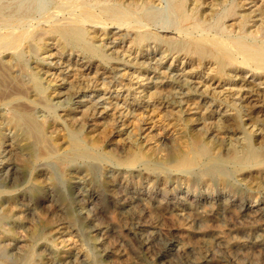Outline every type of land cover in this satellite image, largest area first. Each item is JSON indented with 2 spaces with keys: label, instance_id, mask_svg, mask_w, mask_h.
I'll return each mask as SVG.
<instances>
[{
  "label": "rangeland",
  "instance_id": "rangeland-1",
  "mask_svg": "<svg viewBox=\"0 0 264 264\" xmlns=\"http://www.w3.org/2000/svg\"><path fill=\"white\" fill-rule=\"evenodd\" d=\"M117 1L118 0H112L108 1V3L114 4ZM130 1L133 2V0H126L125 4L127 6H129V4L131 5ZM210 1L211 0H207V3ZM32 2L35 4L36 8V13L34 14L36 20L41 19L43 15L45 16L49 13H52L55 7L59 5L54 0H32ZM134 2L135 3L133 4H135V6H131L132 9L134 8V15L136 16H132L133 14H130L128 17L123 18L130 21V27L128 25H124L121 27V29H117L120 28L118 25H98L96 30L93 28L94 25H89L86 27V29L89 31V36L86 38V41L94 44L99 52H96L95 54L91 53L92 55L88 53V55L90 54L94 58L90 57L91 60L88 59V61L85 62L84 67L80 66L79 68V66H76L74 61L77 57H83L82 52L76 50L72 52L70 49H63L62 46L51 44L52 42H49L46 50L38 54V62H35L34 59V61L32 59L28 61V56L30 54L28 50L25 51V48L21 49L19 53H17V50L0 54V92L3 90L2 94L0 93V120H2L0 121V157L5 155L6 149H10L9 145L11 142L17 140V131L15 127L19 122L24 124V121H26L30 124V126L32 125L31 128L33 127V142L37 140V143L35 142L33 146V157L28 156V158H26V163L24 164L26 181L23 183L21 182V184L15 188L0 187V201H3L2 198L6 196L18 204L24 203L28 205L30 208L34 209L38 214H40V219L39 217L34 218L23 209L22 212H15L11 215H7V212L2 209L3 205L0 202V264H23L22 260L24 257L29 259L28 264H32L36 260V256L38 258L42 247H45L47 250L46 253L42 254H49V256L52 258L69 259L72 261L71 264H169L163 260L161 255L164 246L163 244L158 242H150L148 246L144 245L134 236V232L138 230L137 226L131 222L125 221L123 223L124 220L121 216H119V214L121 211V206L124 202V195L120 193L115 194L114 198L109 197L110 191L113 190L112 188H114L115 183L118 181L124 182L129 187H131L132 190H143L151 200L152 208H154V212L160 221H162L164 228L166 230L168 229L167 232L176 228L175 230L186 240V242L188 241L189 243L199 242L204 236L213 233L221 234L227 240L230 237L239 238L244 232L254 233L262 227V223L249 224L243 221V212L240 211V208L243 204L248 202H264L263 75H259L256 73V71H249L250 69L247 70L245 66L238 65L234 67V69L228 68L226 70L227 75L223 76V78H220V76L215 75L216 70L214 69L216 67L214 66L215 64L213 62L205 60L201 63L196 56L189 57L183 53H179L175 44L166 45L163 43L157 45L155 40H151L142 47L133 46L132 40L135 38L136 31H149L160 41H163V38L164 40H166L165 38H168L172 39L173 41L182 39L181 35L177 33L173 27L175 24H177V18L173 13L171 0H155L148 7L145 5L143 0H134ZM115 4H118V2ZM6 11H9V9H6ZM143 14L150 16V23L145 25L142 29H132L131 26H133L135 21L139 19L137 17L143 16ZM9 16L10 15H8V17ZM30 20L31 19L27 21ZM233 22L234 21H230L228 24ZM141 23L143 24V22ZM103 26L104 29L101 28ZM167 26H172V28L169 29ZM172 40H170L171 43L173 42ZM56 51L58 53H62L63 55L64 60H61L62 63L59 60L60 65H54V63L58 60H55L50 56L51 54L56 53ZM10 52H13L15 55L19 56L24 55L25 58L21 60V62L19 61L20 63L18 61H12L11 56H7ZM173 54L177 55H174V57ZM58 67L62 68L58 70ZM63 67L66 69L62 70ZM15 70L18 72H14ZM46 72L48 73L45 75ZM49 73L50 75L47 76ZM14 74L17 75L15 76ZM173 75H178L179 78L175 80L172 78ZM110 76L113 77L111 78ZM19 79L22 81L20 82ZM61 79L63 82H65V80L70 82L71 85H69L71 87L72 93L79 98H76V100L73 99L71 101H62L56 98L53 92L55 86L57 84H61V82H58V80ZM244 81H250L251 83L250 85H245L246 83ZM154 82L155 85L153 84ZM183 84L185 85L183 86ZM252 84L255 85L253 86ZM65 86V84H62V87ZM13 89L14 91L16 90L15 92L17 93L13 92ZM247 90H250V92L252 91V95L250 92L248 93ZM20 91L21 94H19ZM9 92L11 95L8 94ZM31 92H33V95H30ZM218 93L220 94L218 95ZM255 97L256 99L252 100ZM16 98L19 99L17 100ZM167 98H169V100ZM2 99L5 101V103L2 101ZM37 101H39V104ZM203 102H206V105ZM31 108L32 110H30ZM34 110L36 111L34 112ZM35 114L37 117L34 116ZM18 115L20 116V119ZM14 117L18 120L17 123H15L16 119ZM22 117L24 118V121L22 120ZM9 120L11 121L10 124L12 123L10 126ZM39 128L43 129L39 130ZM50 131H53L52 135L49 134ZM48 143H52L51 146ZM38 145H40L39 148ZM254 147L256 148V151L253 149ZM196 149H204L205 151L195 163L196 165L193 164L195 166H182L179 159L184 155L194 158L196 155H193L192 152H194ZM73 150H75L76 156L74 155L75 153ZM40 151L42 152L39 153L40 155H38V152ZM68 151L70 153H68ZM252 151L254 152L252 153ZM51 154L53 156L52 159L50 158ZM77 154H79V157ZM235 154L237 156H235ZM256 155L260 156L257 158ZM70 156L73 157V159ZM118 156L123 159L120 160ZM66 158H68V160ZM38 162H45L48 164V166L51 167L49 168L50 171L51 169L55 168V170H57L56 172L62 177V179H65L63 183L59 185L60 189L65 195L68 194L67 197H69V201L76 209L88 207L87 209H89L93 214H95L96 208L94 205H90L86 201H81L72 195L70 173L78 168H81L82 166L92 164L93 167H96L95 178L87 176V180L90 187L100 196V202L98 205L102 207V212L101 215L98 214L99 216H96V220L97 222L99 221L98 223H100L102 226L104 225L103 227L108 226L104 232L91 233L87 227L80 230L65 228L62 235H58L57 239L54 238L55 240L50 239L48 244L44 241L38 240L36 242L35 240L31 239V235L37 233L38 228L41 227V218L43 215H45L44 212H46V206L47 204L48 206L50 205L49 203L52 202L50 198L53 199L54 196V194H47L45 189L46 183L44 182L46 179L41 177V174L37 172V165L39 164ZM54 163L55 165H53ZM95 163L98 165H95ZM226 164H228V166ZM63 165L65 166L62 167ZM155 166L157 167L155 168ZM135 167L137 170H133L136 169ZM214 167L223 169L225 171L228 170L227 172L230 177L228 181H224L219 177L211 178L205 174L209 169H217ZM235 168H238V173L236 172ZM180 171L183 173V175L179 173ZM178 173L180 175H176ZM66 177H68V179ZM38 185H41L42 187L40 188V191H42L40 193V197L43 196V198H46L48 196L49 199L43 200V198H37L31 201L27 197H24L23 201V197L20 195L21 192ZM223 193L231 195L232 198L226 202V206L230 207L229 217L227 216L221 219L223 216L221 205H213L212 208H209L206 203L199 201L205 200L207 197L214 199ZM186 199L187 201L189 200L188 202L194 203V205L198 206L199 210L205 214V219L207 220L208 226L205 231H201V228L198 224H187L184 221L178 220L176 217L171 218L168 217V215L166 216L170 210L177 209V207ZM53 200L55 203L57 197ZM210 209L213 211H208ZM22 213L23 215H20ZM3 216H7V219H5ZM17 217H19V219H17ZM112 217L115 218L113 219ZM47 218L48 217H46V219ZM106 221H108V223ZM167 221H169L172 225ZM46 225H48V227L51 225L49 223V218L47 219ZM51 228L48 230L50 231ZM48 230L46 232H48ZM5 231H7V233ZM130 231L133 232L131 233ZM79 233H81V235ZM101 237L105 239H102ZM111 242L114 244L112 245ZM213 243V250L217 252L218 255L223 256L228 261L237 259V255L239 254L238 248L231 246L228 248L229 250H225L221 246H218L215 242ZM17 246H20V248ZM106 247L109 248L108 253L104 252ZM113 250L118 251L119 256L115 255V253L113 254ZM148 251L150 252L147 253ZM10 253H12V255ZM45 255H43V257H46ZM75 258L78 259L76 260ZM172 259L173 264L179 263L178 257H172ZM214 264L222 263L214 261ZM242 264L248 263L246 261Z\"/></svg>",
  "mask_w": 264,
  "mask_h": 264
},
{
  "label": "bare ground",
  "instance_id": "bare-ground-1",
  "mask_svg": "<svg viewBox=\"0 0 264 264\" xmlns=\"http://www.w3.org/2000/svg\"><path fill=\"white\" fill-rule=\"evenodd\" d=\"M58 6L55 7L52 13L43 15L39 20H36L34 14L36 13L35 4L32 0H0V54H4L8 51H21L25 48V51L28 50L30 59H34L35 62H38V54L46 50L49 42L55 44L56 46H62L63 49H70L73 51L82 52L83 57L76 58V66L84 67L86 61L91 60L90 57L92 54L99 52L97 47L87 42L86 38L89 36V31L86 29L89 25H94L93 28H97L98 25H118L121 29L124 25L130 27V21L123 19L128 17L130 14L134 15L135 6L134 0L130 1L131 5L127 6L125 4L126 0H118V4H110L108 1L112 0H54ZM138 1V0H137ZM145 5L148 7L155 0H143ZM129 2V1H128ZM108 3V4H106ZM137 4V3H136ZM172 10L177 18V24H175L174 30L177 31L182 37L178 41H173L172 39L165 38L166 40L160 41L158 38L153 36L149 31H136L135 38H133V46L142 47L144 44L151 40H155L157 45L165 43L166 45L175 44L178 52L183 53L189 57L196 56L198 60L202 63L205 60L213 62L215 65V75L223 76L227 75L226 70L228 68H233L240 65L245 66V68L250 69L249 71H256L259 75L264 77V0H211L207 3V0H171ZM137 6V5H136ZM249 6V7H248ZM141 8V7H140ZM9 9V11H6ZM141 10V9H140ZM145 10V9H144ZM145 13V12H144ZM8 15H10L8 17ZM150 16L144 15L139 16L138 20L135 21L134 25L131 26L132 29L135 28H144L145 25L150 23ZM31 19L30 21H27ZM36 20V22H35ZM230 21H234L231 24H228ZM143 22V24L141 23ZM153 22V21H152ZM112 27V26H111ZM115 27V26H114ZM104 29V26L101 27ZM110 28V27H109ZM167 28H172V26H167ZM147 29V28H146ZM106 30V29H105ZM109 30V29H108ZM130 35V34H129ZM134 35V34H133ZM98 36V35H97ZM122 36V35H121ZM120 36V37H121ZM180 37V38H181ZM169 40V41H168ZM172 40L173 42L171 43ZM55 42V43H54ZM50 44V45H51ZM164 44V45H165ZM174 46V45H173ZM172 47V46H171ZM170 47V48H171ZM173 48V47H172ZM174 50V49H173ZM67 52V51H66ZM65 52V53H66ZM171 52V50H170ZM177 52V51H176ZM175 52V53H176ZM13 52H10L7 56H11L12 61H20L25 58L24 55H15ZM16 53V52H15ZM87 53V54H86ZM88 53H92L90 56ZM102 53V52H101ZM106 53V52H105ZM103 54V53H102ZM167 54V53H166ZM107 55V54H106ZM105 55V56H106ZM109 55V54H108ZM175 54H173L174 56ZM177 55V54H176ZM175 55V56H176ZM53 59H57L54 65H60L61 60L63 59L62 53H53L50 55ZM66 56V55H65ZM172 56V57H173ZM174 56V57H175ZM107 57V56H106ZM27 58V57H26ZM50 58V57H49ZM94 58V57H93ZM102 58V57H101ZM108 58V57H107ZM185 58V57H184ZM74 59V58H73ZM118 59V58H117ZM189 59V58H188ZM191 59V58H190ZM33 60V61H34ZM60 60V62H59ZM68 60V59H67ZM119 60V59H118ZM19 62V63H20ZM62 63V62H61ZM90 63V62H89ZM13 64V63H12ZM38 64V63H37ZM64 64V63H63ZM72 64V63H71ZM145 64V63H144ZM172 64V63H171ZM200 64V63H199ZM207 64V62H206ZM17 65V64H16ZM41 65V64H40ZM89 65V64H88ZM87 65V66H88ZM192 65V64H191ZM194 65V64H193ZM208 65V64H207ZM36 66V65H35ZM190 66V65H189ZM239 66V68H240ZM19 67V66H18ZM38 67V66H37ZM49 67V66H48ZM57 67V66H56ZM111 67V66H110ZM193 67V66H191ZM213 67V66H212ZM211 67V68H212ZM8 68V67H7ZM15 68V67H14ZM39 68V67H38ZM55 68V67H53ZM62 68V67H61ZM58 67V70L61 69ZM78 68V67H77ZM112 68V67H111ZM190 68V67H189ZM204 68V67H203ZM210 68V67H209ZM244 68V67H243ZM22 69V68H21ZM66 68L63 67L62 70ZM87 69V68H86ZM118 69V68H116ZM191 69V68H190ZM238 69V68H237ZM6 70V69H5ZM12 70V69H11ZM203 70V69H202ZM10 71V70H9ZM15 70L14 72H16ZM48 71V70H47ZM84 71V70H83ZM92 71V70H91ZM96 71V70H95ZM99 71V70H98ZM213 71V69H212ZM18 72V71H17ZM21 72V71H20ZM64 72V71H63ZM66 72V71H65ZM73 72V71H72ZM194 72V71H193ZM22 73V72H21ZM35 73V72H34ZM43 73V72H42ZM48 72L45 73V75ZM59 73V72H57ZM76 73V72H75ZM79 73V72H78ZM87 73V72H86ZM98 73V72H97ZM196 73V72H195ZM202 73V72H201ZM3 74V73H2ZM62 74V73H61ZM81 74V73H80ZM102 74V73H101ZM187 74V73H186ZM15 76L17 74H14ZM38 75V74H37ZM40 75V74H39ZM50 73L47 75L49 76ZM54 75V74H53ZM70 75V74H69ZM79 75V74H78ZM76 75V76H78ZM84 75V74H83ZM192 75V74H191ZM5 76V75H4ZM22 76V75H21ZM34 76V75H33ZM65 76V75H64ZM87 76V75H86ZM162 76V75H161ZM241 76V75H240ZM257 76V75H256ZM13 77V76H12ZM83 77V76H82ZM81 77V78H82ZM99 77V76H98ZM111 77V76H110ZM113 77V76H112ZM111 77V78H112ZM181 77V76H180ZM210 77V76H209ZM59 78V77H57ZM66 78V77H65ZM75 78V77H74ZM116 78V77H115ZM166 78V76H165ZM173 79H178V75H173ZM199 78V77H198ZM226 78V77H225ZM245 78V77H244ZM10 79V78H8ZM70 79V78H69ZM97 79V78H96ZM110 79V78H109ZM243 79V78H242ZM20 80V79H19ZM49 80V78H48ZM56 80V79H55ZM75 80V79H74ZM185 80V79H184ZM219 80V79H218ZM246 80V79H245ZM1 81V79H0ZM5 81V80H4ZM10 81V80H9ZM22 80H20L21 82ZM25 81V80H24ZM28 81V80H27ZM31 81V79H30ZM109 81V80H108ZM214 81V80H213ZM7 82V81H6ZM29 82V81H28ZM52 82V80H51ZM50 82V83H51ZM61 84H57L54 89V95L56 98L62 101H71L73 99L79 98L72 93L70 82L68 80H58ZM112 82V81H111ZM245 85H250V81H244ZM9 83V82H7ZM53 83V82H52ZM106 83V82H105ZM115 83V82H114ZM161 83V82H160ZM172 83V82H171ZM195 83V82H194ZM253 83V81H252ZM23 84V83H22ZM26 84V83H25ZM24 84V85H25ZM29 84V83H28ZM48 84V83H47ZM62 84H65V87H62ZM70 84V85H69ZM76 84V83H75ZM155 85V82L153 83ZM157 84V82H156ZM177 84V83H176ZM244 84V83H243ZM9 85V84H8ZM7 85V86H8ZM11 85V84H10ZM73 85V84H72ZM82 85V84H81ZM87 85V84H86ZM109 85V84H107ZM167 85V84H165ZM185 84H183L184 86ZM253 85V84H252ZM255 85V84H254ZM253 85V86H254ZM258 85V84H257ZM78 86V85H77ZM179 86V85H178ZM189 86V85H188ZM199 86V85H197ZM13 87V85H12ZM20 87V86H19ZM23 87V86H22ZM28 87V86H26ZM43 87V86H42ZM52 87V86H51ZM81 87V86H80ZM79 87V88H80ZM158 87V86H157ZM211 87V86H210ZM16 88V87H15ZM49 88V87H48ZM88 88V87H87ZM159 88V87H158ZM256 88V87H255ZM254 88V89H255ZM33 89V88H32ZM73 89V88H72ZM28 90V89H27ZM30 90V89H29ZM36 90V89H35ZM159 90V89H158ZM165 90V89H164ZM169 90V89H167ZM13 92L14 89L12 90ZM18 91V89H17ZM248 91V90H247ZM3 92V90H2ZM2 92H0L2 94ZM12 92V94H13ZM24 92V91H23ZM169 92V91H168ZM250 90L248 91V93ZM252 92V91H251ZM250 92V94H251ZM256 92V90H255ZM17 93V92H15ZM14 93V94H15ZM19 93V92H18ZM33 92L28 93L30 95ZM87 93V92H86ZM0 94V96H1ZM10 94V92L8 93ZM21 94V91L20 93ZM23 94V93H22ZM46 94V93H44ZM220 93H218L219 95ZM264 94V93H263ZM11 95V94H10ZM18 95V94H17ZM172 95V94H171ZM195 95V94H194ZM228 95V94H227ZM245 95V94H244ZM252 95V94H251ZM20 96V95H19ZM22 96V95H21ZM42 96V95H41ZM191 96V95H189ZM198 96V95H197ZM216 96V95H215ZM264 96V95H263ZM5 97V95H4ZM18 97V96H17ZM32 97V96H31ZM87 97V96H86ZM91 97V96H90ZM169 97V96H168ZM187 97V96H186ZM221 97V96H220ZM245 97V96H244ZM249 97V95H248ZM254 97V96H253ZM12 98V97H10ZM24 98V97H23ZM22 98V99H23ZM29 98V97H28ZM36 98V96H35ZM39 98V97H38ZM97 98V97H96ZM172 98V97H170ZM261 98V97H260ZM264 98V97H263ZM4 99V98H3ZM2 99V101H4ZM17 99V98H16ZM19 99V98H18ZM17 99V100H18ZM92 99V98H91ZM162 99V98H161ZM169 100V98H167ZM177 99V98H175ZM231 99V98H230ZM256 99L253 98L252 100ZM27 100V99H24ZM23 100V101H24ZM88 100V99H87ZM94 100V99H93ZM104 100V99H103ZM172 100V99H171ZM188 100V99H187ZM190 100V99H189ZM224 100V99H223ZM21 101V100H20ZM59 101V100H58ZM96 101V100H95ZM195 101V100H194ZM247 101V100H246ZM29 102V101H28ZM39 104V101H37ZM47 102V101H46ZM80 102V101H79ZM90 102V101H89ZM98 102V101H97ZM101 102V101H100ZM164 102V100H163ZM179 102V101H178ZM189 102V101H188ZM202 102V101H201ZM230 102V100H229ZM249 102V101H248ZM5 103V101H4ZM49 103V102H48ZM85 103V102H84ZM88 103V102H87ZM186 103V102H185ZM204 103V102H203ZM206 103V102H205ZM204 103V104H205ZM223 103V102H222ZM20 104V103H19ZM55 104V103H53ZM183 104V103H182ZM208 104V103H207ZM248 104V103H247ZM260 104V103H259ZM258 104V105H259ZM17 105V104H16ZM27 105V104H26ZM44 105V104H43ZM206 105V104H205ZM230 105V103H229ZM245 105V104H244ZM252 105V104H251ZM256 105V104H255ZM20 106V105H19ZM28 106V105H27ZM31 106V105H30ZM51 106V105H50ZM57 106V105H55ZM98 106V104H97ZM199 106V105H198ZM12 107V106H11ZM41 107V106H40ZM39 107V108H40ZM43 107V106H42ZM46 107V105H45ZM212 107V106H211ZM19 108V107H16ZM30 108V107H29ZM34 108V107H33ZM51 108V107H50ZM49 108V109H50ZM61 108V107H60ZM208 108V107H207ZM254 108V107H253ZM36 109V108H35ZM42 109V108H41ZM48 109V108H46ZM62 109V108H61ZM65 109V108H64ZM63 109V110H64ZM252 109V107H251ZM11 110V109H9ZM28 110V109H27ZM32 110V108L30 109ZM45 110V109H43ZM51 110V109H50ZM21 111V110H19ZM36 110H34L35 112ZM212 111V110H211ZM6 112V111H5ZM8 112V111H7ZM13 112V109H12ZM18 112V111H17ZM32 112V111H31ZM33 112V113H34ZM46 112V111H45ZM48 112V111H47ZM10 113V112H9ZM7 113V114H9ZM85 113V112H84ZM94 113V112H93ZM109 113V112H108ZM248 113V112H246ZM1 114V111H0ZM13 114V113H12ZM17 114V113H16ZM29 114V113H28ZM121 114V113H120ZM24 115V114H23ZM47 115V113H46ZM45 115V117H46ZM85 115V114H84ZM117 115V112H116ZM122 115V114H121ZM255 115V114H254ZM19 116V115H18ZM15 116V117H18ZM22 116V115H21ZM30 116V115H29ZM36 116V114L34 115ZM109 116V115H108ZM120 116V115H119ZM117 116V117H119ZM14 117V118H15ZM26 117V116H25ZM37 117V116H36ZM86 117V115H85ZM89 117V116H87ZM261 117V116H260ZM13 118V119H14ZM23 118V117H22ZM103 118V117H102ZM110 118V117H109ZM108 118V119H109ZM116 118V117H114ZM259 118V116H258ZM8 119V118H7ZM12 119V120H13ZM16 119V118H15ZM20 119V116H19ZM38 119V118H37ZM112 119V118H111ZM230 119V118H229ZM24 121V118L22 119ZM30 120V118H29ZM33 120V119H32ZM31 120V121H32ZM80 120V119H79ZM85 120V119H84ZM256 120V118H255ZM254 120V121H255ZM2 121V120H0ZM6 121V120H5ZM8 121V120H7ZM17 119L15 123H17ZM41 121V120H40ZM107 121V120H106ZM117 121V120H116ZM9 120V126L10 124ZM13 122V121H12ZM25 122V123H24ZM18 123L15 129L17 131V140L11 142L9 145L10 149H6L5 155L0 157V187H18L21 182L26 181V173L24 164L26 163V158L32 156L33 153V135L32 128L30 124L26 121ZM34 122V121H33ZM44 122V121H42ZM51 122V121H50ZM82 122V121H81ZM111 122V121H110ZM115 122V121H114ZM257 122V121H255ZM4 123V122H3ZM39 123V122H38ZM73 123V122H72ZM80 123V122H79ZM83 123V122H82ZM32 124V123H31ZM40 124V123H39ZM43 124V123H42ZM47 124V122H46ZM77 124V122H76ZM113 124V122H112ZM233 124V123H232ZM79 125V124H78ZM86 125V124H85ZM218 125V124H217ZM216 125V127H217ZM251 125V124H250ZM253 125V123H252ZM260 125V123H259ZM7 126V123H6ZM15 126V125H14ZM35 126V125H33ZM54 126V125H53ZM57 126V125H56ZM105 126V125H104ZM258 126V125H257ZM2 127V126H1ZM4 127V126H3ZM60 127V126H59ZM108 127V126H107ZM106 127V128H107ZM220 127V126H219ZM231 127V126H230ZM262 127V126H261ZM7 128V127H6ZM110 128V127H109ZM247 128V127H246ZM1 129V128H0ZM3 129V128H2ZM35 129V127H34ZM41 128H39L40 130ZM43 129V128H42ZM41 129V130H42ZM52 129V128H51ZM55 129V128H54ZM58 129V128H56ZM108 129V128H107ZM226 129V128H224ZM228 129V128H227ZM14 130V129H13ZM45 130V129H44ZM60 130V129H59ZM202 130V129H200ZM222 130V129H221ZM254 130V129H253ZM36 131V130H35ZM194 131V130H193ZM203 131V130H202ZM227 131V130H226ZM255 131V130H254ZM12 132V131H10ZM61 132V131H60ZM84 132V131H83ZM13 133V132H12ZM35 133V132H34ZM33 133V134H34ZM38 133V132H37ZM53 131H50L49 134L52 135ZM203 133V132H202ZM250 133V132H249ZM42 134V133H41ZM45 134V133H44ZM81 134V133H80ZM201 134V133H200ZM239 134V133H238ZM237 134V135H238ZM13 135V134H12ZM16 135V134H15ZM37 135V134H36ZM206 135V134H205ZM240 135V134H239ZM35 136V135H34ZM39 136V135H38ZM54 136V135H53ZM197 136V135H196ZM217 136V135H216ZM264 136V135H263ZM238 137V136H237ZM194 138V137H193ZM216 138V137H215ZM221 138V137H220ZM235 138V137H234ZM35 139V138H34ZM47 139V138H46ZM188 139V138H187ZM217 139V138H216ZM262 139V138H261ZM260 139V140H261ZM222 140V138H221ZM244 140V138H243ZM263 140V139H262ZM261 140V141H262ZM40 141V140H39ZM51 141V140H50ZM191 142V141H190ZM196 142V141H194ZM200 142V140H199ZM259 142V141H258ZM10 143V142H9ZM37 143V142H36ZM202 143V141H201ZM3 144V143H2ZM49 144V143H48ZM52 144V143H51ZM51 144H49L51 146ZM73 144V143H71ZM203 144V143H202ZM235 144V143H234ZM259 144V143H258ZM109 145V144H108ZM118 145V144H117ZM189 145V143H188ZM247 145V144H246ZM260 145V144H259ZM40 145H38L39 148ZM71 146V145H70ZM115 146V144H114ZM192 146V144H191ZM244 146V145H243ZM249 146V145H248ZM263 146V145H261ZM77 147V146H76ZM126 147V146H125ZM185 147V146H184ZM202 147V146H201ZM206 147V146H204ZM73 148V147H72ZM78 148V147H77ZM111 148V147H110ZM123 148V147H122ZM197 148V147H196ZM200 148V146H199ZM246 148V147H244ZM262 148V147H261ZM82 149V148H81ZM117 149V147H116ZM247 149V148H246ZM253 149L256 148L254 147ZM264 149V147H263ZM40 150V149H38ZM45 150V149H44ZM118 150V149H117ZM191 150V148H190ZM193 150V149H192ZM236 150V149H235ZM242 150V149H241ZM251 150V149H250ZM43 151V150H42ZM42 151L38 152L41 153ZM75 153V150H73ZM78 151V150H77ZM85 151V150H84ZM111 151V150H110ZM135 151V150H134ZM207 151V150H206ZM239 151V150H238ZM3 152V151H2ZM72 152V151H71ZM133 152V151H132ZM192 152V151H191ZM204 149L194 150L193 157L182 156L180 164L182 166H191L195 164L199 157L204 153ZM254 151H252L253 153ZM49 153V152H48ZM54 153V152H53ZM60 153V152H59ZM62 153V152H61ZM66 153V152H65ZM64 153V154H65ZM68 153H70L68 151ZM79 153V152H78ZM118 153V152H117ZM170 153V152H169ZM185 153V152H184ZM191 153V154H192ZM244 153V152H243ZM247 153V152H246ZM34 154V153H33ZM44 154V152H43ZM42 154V155H43ZM47 154V153H46ZM80 154V153H79ZM79 154L78 157H79ZM210 154V153H209ZM219 154V153H218ZM234 154V153H233ZM232 154V155H233ZM239 154V153H237ZM69 155V154H68ZM76 156V153L74 154ZM118 155V154H117ZM187 155V154H186ZM192 155V156H193ZM208 155V154H207ZM224 155V154H223ZM222 155V156H223ZM248 155V154H247ZM48 156V155H47ZM51 159L53 158L52 154L50 155ZM59 156V155H58ZM56 156V157H58ZM61 156V155H60ZM72 156V155H71ZM70 156V157H71ZM91 156V155H90ZM112 156V155H111ZM133 156V155H132ZM129 156V157H132ZM143 156V155H142ZM227 156V155H225ZM235 156H237L235 154ZM241 156V154H240ZM238 156V157H240ZM260 156V155H259ZM259 156L256 155L258 158ZM41 157V156H40ZM65 157V155H64ZM68 157V158H70ZM119 157V156H118ZM121 157V155H120ZM119 157V158H120ZM139 157V156H138ZM244 157V156H243ZM250 157V156H249ZM252 157V156H251ZM43 158V156H42ZM48 158V157H46ZM55 158V157H54ZM62 158V157H60ZM68 158H66L68 160ZM73 159V157H71ZM137 158V157H136ZM208 158V157H207ZM228 158V157H227ZM230 158V157H229ZM236 158V157H235ZM234 158V160H235ZM50 159V160H51ZM78 159V158H77ZM123 158H120V160ZM210 159V157H209ZM251 159V158H250ZM253 159V158H252ZM39 160V158H38ZM37 160V161H38ZM58 160V159H57ZM64 160V159H63ZM70 160V159H69ZM81 160V159H80ZM89 160V159H88ZM87 160V161H88ZM129 160V159H128ZM219 160V159H218ZM230 160V159H228ZM237 160V159H236ZM242 160V159H241ZM259 160V159H258ZM76 161V160H75ZM91 161V160H90ZM89 161V162H90ZM125 161V160H124ZM135 161V160H134ZM208 161V160H207ZM221 161V160H220ZM224 161V160H223ZM253 161V160H251ZM256 161V159H255ZM49 162V161H48ZM52 162V161H51ZM69 162V161H68ZM84 162V161H83ZM82 162V163H83ZM175 162V161H174ZM209 162V161H208ZM240 162V161H239ZM258 162V161H257ZM255 162V163H257ZM39 163V162H38ZM60 163V162H58ZM63 163V162H62ZM61 163V165H62ZM72 163V161H71ZM78 163V162H77ZM100 163V162H99ZM120 163V162H119ZM124 163V162H123ZM172 163V162H171ZM170 163V164H171ZM224 163V162H223ZM254 163V164H255ZM259 163V162H258ZM263 163V162H262ZM97 163H95L96 165ZM101 164V163H100ZM122 164V163H121ZM157 164V163H156ZM202 164V163H201ZM206 164V162H205ZM209 164V163H208ZM207 164V165H208ZM225 164V163H224ZM261 164V162H260ZM264 164V163H263ZM262 164V165H263ZM35 165V164H34ZM55 165V163L53 164ZM60 165V164H59ZM70 165V163H69ZM68 165V166H69ZM98 165V164H97ZM107 165V164H106ZM115 165V164H114ZM125 165V164H124ZM139 165V164H138ZM196 165V164H195ZM193 165V166H195ZM198 165V164H197ZM221 165V164H219ZM228 166V164H226ZM253 165V164H252ZM251 165V166H252ZM38 173L41 174V177H44L46 180L45 189L47 194H51L53 199L57 200L54 203L53 199L50 205L46 208L45 215L41 218V227L38 228L37 233L31 235V239L36 242L44 241L49 243L50 239H57L58 235H62L65 228H70L74 230H80L87 227L91 233H101L106 230V227H103L100 223L97 222L96 216L101 215L102 207H100V196L95 192L90 185L88 184L87 176L95 178L96 171L95 168L91 165L82 166L81 168L76 169L70 173V182L72 188V195L81 201H86L90 205H94L95 214H93L87 208L76 209L74 205L69 201V197L63 193L60 189V184L63 183L62 177L56 172L55 168L50 169L45 162H40L38 165ZM58 166V165H57ZM63 165L62 167H64ZM109 166V165H108ZM129 166V165H128ZM203 166V165H202ZM231 166V165H230ZM236 166V165H235ZM238 166V165H237ZM240 166V165H239ZM254 166V165H253ZM257 166V165H255ZM264 166V165H263ZM55 167V166H54ZM74 167V166H73ZM114 167V166H113ZM117 167V166H115ZM121 167V166H120ZM130 167V166H129ZM157 166H155L156 168ZM221 167V166H219ZM232 167V166H231ZM241 167V166H240ZM247 167V166H246ZM250 167V165H249ZM32 168V167H31ZM67 168V167H66ZM127 168V167H126ZM136 168V167H135ZM159 168V167H158ZM179 168V167H178ZM197 168V167H196ZM217 168V167H214ZM243 168V166H242ZM98 169V168H97ZM149 170L148 168H146ZM154 169V168H153ZM236 169V168H235ZM238 169V168H237ZM236 169V172L238 173ZM253 169V167H252ZM260 169V168H259ZM33 170V169H32ZM36 170V168H35ZM34 170V171H35ZM60 170V169H59ZM65 170V169H64ZM127 170V169H125ZM130 170V169H129ZM133 170H137L133 169ZM170 170V169H169ZM172 170V169H171ZM196 170V169H195ZM208 170V169H207ZM256 170V169H255ZM62 171V170H61ZM146 171V170H145ZM152 171V170H151ZM188 171V170H187ZM204 171V170H203ZM228 171V170H227ZM223 169H209L205 174L208 177L216 178L219 177L224 181H228L229 174ZM231 171V170H230ZM235 171V170H234ZM244 171V170H243ZM249 171V170H248ZM103 172V171H102ZM110 172V171H109ZM157 172V171H156ZM177 172V171H176ZM189 172V171H188ZM242 172V171H241ZM31 173V172H30ZM43 173V174H42ZM65 173V172H64ZM154 173V172H153ZM166 173V172H165ZM168 173V172H167ZM172 173V172H171ZM181 173V171L179 172ZM176 175H180V174ZM190 173V172H189ZM199 173V172H198ZM236 173V174H237ZM115 174V173H114ZM163 174V173H162ZM161 174V175H162ZM183 175V173H181ZM263 174V173H262ZM68 175V174H67ZM158 175V174H157ZM241 175V174H240ZM258 175V174H256ZM154 176V175H153ZM61 177V178H60ZM145 177V176H144ZM164 177V176H163ZM181 177V176H180ZM32 178V177H31ZM65 178V177H63ZM68 179V177H66ZM102 178V177H101ZM125 178V177H124ZM146 178V177H145ZM186 178V176H185ZM233 178V177H232ZM139 179V178H138ZM150 179V178H149ZM203 180V179H202ZM217 180V179H216ZM234 180V179H233ZM240 180V179H239ZM49 181V182H48ZM101 181V180H100ZM41 182V181H40ZM232 182V181H230ZM90 183V182H89ZM132 183V182H131ZM238 183V182H237ZM34 184V183H33ZM136 185V184H135ZM184 185V184H183ZM207 185V184H206ZM235 185V183H234ZM27 186V185H26ZM30 186V185H29ZM62 186V185H61ZM186 186V185H185ZM176 187V186H175ZM205 187V186H204ZM28 188V186H27ZM42 188L41 185L32 187L28 190H23L21 196L27 197L29 200L33 201L40 197V191ZM146 188V187H145ZM186 188V187H185ZM246 188V187H245ZM113 190L110 191L109 197L114 198L115 194H123L124 202L121 206V211L119 216L124 220L123 223L131 222L137 226V231L134 232V236L140 240L144 245H147L150 242H158L163 244V251L161 252L162 258L164 261L169 264L172 263V257H178V264H214V261L221 262L222 264H242L246 262L248 264H264V202L254 203L248 202L241 206L240 211L243 212V221L249 224H259L262 223V227L259 228L256 232H244L239 238H229L228 240L223 237L221 234L213 233L207 236H204L202 240L196 243H189L175 230L171 229L167 232L164 228L162 221L158 218L152 208L151 200L145 194L143 190H132L124 182H116ZM191 189V188H190ZM1 190V189H0ZM3 190V189H2ZM148 190V189H147ZM151 190V189H150ZM246 190V189H245ZM202 191V190H201ZM248 191V190H247ZM3 192V191H1ZM15 192V191H14ZM13 193V192H11ZM5 194V193H3ZM17 194V193H16ZM162 194V193H161ZM217 195V194H216ZM260 195V194H259ZM3 196V195H2ZM13 196V195H12ZM107 196V195H106ZM120 197V196H119ZM200 198V197H199ZM231 195L221 194L217 198L211 199L207 197L205 200H200L199 202H204L209 208H212L213 205H221L223 210V216L229 217L230 211L229 206H226V202L231 200ZM262 198V197H261ZM48 196L43 198V200H48ZM110 199V198H109ZM263 199V198H262ZM3 201H0L3 205L2 209L7 212V215H11L15 212H22L24 209L25 212L30 214L32 217H39L34 209L30 208L28 205L13 201L9 197L2 198ZM189 201V200H188ZM187 199L180 204L177 209L170 210L166 216L176 217L180 221H184L189 224H198L201 231H205L207 226V220L205 219V214H203L198 206L194 203L188 202ZM50 202V201H49ZM196 202V201H195ZM120 204V203H119ZM200 205V203H199ZM91 207V206H90ZM203 207V206H202ZM1 209V210H2ZM92 209V208H91ZM212 209L208 210L211 211ZM215 210V209H214ZM40 211V209H39ZM213 211V210H212ZM112 212V210H111ZM157 212V211H156ZM236 212V211H235ZM3 213V212H2ZM41 213V212H39ZM158 214V213H157ZM20 215H23L20 214ZM19 215V216H20ZM208 215V214H207ZM2 216V215H1ZM18 216V215H17ZM42 216V214H41ZM99 216V215H98ZM161 216V215H160ZM209 216V215H208ZM232 216V214H231ZM241 216V215H240ZM239 216V217H240ZM4 217V216H3ZM7 217V216H6ZM4 217L5 219H7ZM11 217V216H10ZM49 218V227L46 225L47 219ZM102 217V216H101ZM110 217V216H109ZM118 217V216H117ZM13 218V217H12ZM11 218V219H12ZM113 218V217H112ZM115 218V217H114ZM113 218V219H114ZM161 218V217H160ZM220 218V217H219ZM3 219V218H2ZM4 219V220H5ZM10 219V218H9ZM14 219V218H13ZM19 219V217H17ZM101 219V218H100ZM112 219V220H113ZM119 219V218H117ZM3 220V221H4ZM26 220V219H25ZM116 220V219H115ZM121 220V219H120ZM218 220V219H217ZM237 220V219H236ZM8 221V220H6ZM23 221V220H22ZM118 221V220H117ZM170 221V220H169ZM167 221L168 223H170ZM220 221V220H219ZM27 222V221H26ZM30 222V221H28ZM108 223V221H106ZM111 222V221H110ZM119 222V221H118ZM223 222V221H222ZM11 223V222H10ZM115 223V222H114ZM167 223V224H168ZM210 223V222H209ZM227 223V222H226ZM229 223V222H228ZM111 224V223H110ZM117 224V223H116ZM166 224V225H167ZM171 224V223H170ZM220 224V223H219ZM222 224V223H221ZM19 225V224H18ZM130 225V224H129ZM169 225V224H168ZM172 225V224H171ZM261 225V224H260ZM3 226V225H2ZM11 226V225H10ZM13 226V225H12ZM29 226V225H28ZM126 226V225H124ZM170 226V225H169ZM168 226V228H169ZM179 226V225H178ZM186 226V225H185ZM5 227V226H3ZM8 227V226H7ZM18 227V226H17ZM48 227V228H47ZM110 227V226H109ZM128 227V226H127ZM12 228V227H11ZM141 228V230H140ZM187 228V227H186ZM195 228V227H193ZM199 228V227H198ZM241 228V227H239ZM24 229V228H23ZM32 229V228H31ZM126 229V228H125ZM131 229V228H130ZM226 229V228H225ZM22 230V229H21ZM30 230V229H29ZM48 230V232H46ZM123 230V229H122ZM184 230V229H183ZM199 230V229H198ZM230 230V229H229ZM70 231V230H69ZM114 231V230H113ZM193 231V230H192ZM214 231V230H213ZM7 233V231H5ZM22 232V231H21ZM24 232V230H23ZM107 232V231H106ZM131 232V231H130ZM133 232V231H132ZM131 232V233H132ZM75 233V232H74ZM114 233V232H113ZM201 233V232H198ZM81 235V233H79ZM85 234V233H84ZM83 234V235H84ZM126 234V233H125ZM26 235V234H24ZM66 235V234H65ZM76 235V234H75ZM10 236V235H9ZM125 236V235H124ZM3 237V236H2ZM106 237V236H105ZM133 237V236H132ZM55 238V239H54ZM73 238V237H72ZM84 238V236H83ZM102 238V237H101ZM114 238V237H113ZM116 238V236H115ZM131 238V237H130ZM188 238V237H187ZM198 238V237H197ZM74 239V238H73ZM100 239V238H99ZM105 239V238H102ZM125 239V238H123ZM6 240V238H5ZM24 240V239H23ZM51 240V241H53ZM83 240V239H82ZM111 240V239H110ZM34 241V242H35ZM66 241V240H64ZM77 241V240H76ZM79 241V240H78ZM105 241V240H104ZM114 241V240H113ZM119 241V240H118ZM191 241V240H190ZM10 242V241H9ZM213 242L218 246H221L225 250H229L231 246L238 248L239 254L237 259H232L231 261L226 260L223 256L218 255L217 252L213 250ZM32 243V242H31ZM105 243V242H104ZM112 243V242H111ZM10 244V243H9ZM75 244V243H74ZM106 244V243H105ZM114 243H112L113 245ZM21 245V244H20ZM39 245V244H38ZM101 245V244H100ZM109 245V244H108ZM154 245V244H153ZM157 245V244H156ZM122 246V245H121ZM20 248V246H17ZM79 247V246H78ZM103 247V246H102ZM10 248V247H9ZM13 248V247H12ZM29 248V247H28ZM99 248V247H98ZM97 248V249H98ZM117 248V247H116ZM137 248V247H136ZM135 248V249H136ZM155 248V247H152ZM34 249V248H33ZM96 249V250H97ZM16 250V249H15ZM124 250V249H123ZM121 250V251H123ZM139 250V249H138ZM222 250V249H221ZM236 250V249H235ZM7 251V250H6ZM14 251V250H13ZM22 251V250H21ZM101 251V250H100ZM112 251V250H111ZM110 251V252H111ZM114 251V250H113ZM18 252V251H17ZM20 252V251H19ZM23 252V251H22ZM21 252V253H22ZM47 250L45 247H42L39 256L32 264H71L72 261L69 259H58L52 258L49 254L45 255ZM73 252V251H72ZM105 253L109 252V248L104 249ZM130 252V251H129ZM143 252V251H142ZM148 251L147 253H149ZM219 252V249H218ZM25 253V252H24ZM79 253V252H77ZM119 256L118 251H114L113 254ZM131 253V252H130ZM1 254V253H0ZM4 254V253H3ZM2 254V255H3ZM12 255V253H10ZM23 254V253H22ZM226 254V253H225ZM16 255V253H15ZM18 255V254H17ZM45 255L46 257H43ZM78 255V254H77ZM224 255V254H223ZM34 256V254H33ZM65 256V255H64ZM142 256V255H141ZM152 256V255H151ZM5 257V255H4ZM97 257V256H96ZM126 257V256H125ZM146 257V256H144ZM150 257V256H149ZM153 257V256H152ZM10 258V257H9ZM8 258V259H9ZM21 258V257H20ZM19 258V259H20ZM157 258V257H156ZM3 259V258H2ZM32 259V257H31ZM74 259V258H73ZM76 259V258H75ZM78 259V258H77ZM76 259V260H77ZM99 259V258H98ZM150 259V258H149ZM10 260V259H9ZM114 260V259H112ZM138 260V259H137ZM145 260V259H144ZM155 260V259H152ZM176 260V259H175ZM221 260V261H220ZM230 260V259H229ZM122 261V260H121ZM129 261V259H128ZM134 261V260H133ZM177 261V260H176ZM7 262V261H4ZM9 262V261H8ZM23 264H28L29 259L24 257L22 260ZM124 262V261H123ZM144 262V261H143ZM147 262V260H146ZM175 262V261H174ZM74 263V261H73ZM79 263V262H76ZM112 263V262H111ZM128 263V262H127ZM131 263V262H129ZM136 263V261H135ZM142 263V262H141ZM82 264V263H80ZM118 264V263H117Z\"/></svg>",
  "mask_w": 264,
  "mask_h": 264
}]
</instances>
